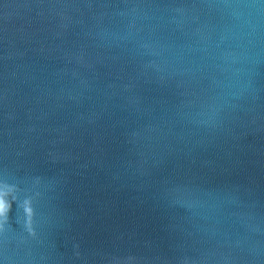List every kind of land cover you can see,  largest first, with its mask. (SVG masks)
Instances as JSON below:
<instances>
[{
    "label": "water",
    "instance_id": "95a60500",
    "mask_svg": "<svg viewBox=\"0 0 264 264\" xmlns=\"http://www.w3.org/2000/svg\"><path fill=\"white\" fill-rule=\"evenodd\" d=\"M0 264H264V0H0Z\"/></svg>",
    "mask_w": 264,
    "mask_h": 264
},
{
    "label": "snow or ice",
    "instance_id": "6c2138e0",
    "mask_svg": "<svg viewBox=\"0 0 264 264\" xmlns=\"http://www.w3.org/2000/svg\"><path fill=\"white\" fill-rule=\"evenodd\" d=\"M4 210H5L4 201L2 199H0V217H3Z\"/></svg>",
    "mask_w": 264,
    "mask_h": 264
}]
</instances>
